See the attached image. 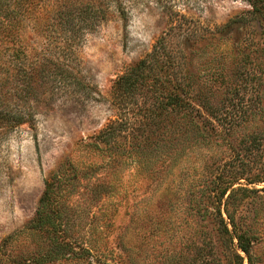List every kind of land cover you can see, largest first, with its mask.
Segmentation results:
<instances>
[{"label": "rangeland", "instance_id": "374dc122", "mask_svg": "<svg viewBox=\"0 0 264 264\" xmlns=\"http://www.w3.org/2000/svg\"><path fill=\"white\" fill-rule=\"evenodd\" d=\"M95 1L109 7L108 20L72 41L74 72L85 89L59 91L39 108L34 127L25 124L0 142V246L10 241L7 261L264 264V53H252L253 63L245 65L262 78L248 90L235 76H242L243 64L218 49L223 38L242 42L246 30L212 36L249 6L241 0H46L43 19L35 11L20 33L27 57L56 54V44L63 43L65 37L49 29L53 9L70 3L79 18ZM178 16L196 22L206 36L188 51L192 73H201L195 81L205 82L213 64H225L230 83L238 86V92L222 87L215 98L199 99L229 118L226 125L239 119L237 127L231 135L217 134V123L203 111V118L147 123L124 129L113 144L101 143L98 136L120 117L114 82ZM219 124L222 130L224 122ZM230 183L248 189L230 211L251 243L250 258L238 249L233 228L221 223L220 210L228 220L217 198Z\"/></svg>", "mask_w": 264, "mask_h": 264}, {"label": "trees", "instance_id": "16d2710c", "mask_svg": "<svg viewBox=\"0 0 264 264\" xmlns=\"http://www.w3.org/2000/svg\"><path fill=\"white\" fill-rule=\"evenodd\" d=\"M241 1L245 2L249 9L214 29L212 36L215 39L217 35H229L238 28L246 30L247 37L242 42L232 44L230 40L223 38L218 49L221 51L222 48L225 49L221 53L225 54L227 59L233 62L238 60L236 65L239 62L243 64L240 70L244 69V73L242 76L237 74L235 76L239 80L242 79L245 88L251 89L252 83L255 86L258 81L262 82L258 72L255 69L251 72L250 67L245 65L250 66L253 63L252 53H264V0ZM46 3V0H0V142L25 124L34 127L39 108L53 103L59 91L72 86L74 92L85 89L84 83L74 72L73 63L76 57L73 56L72 41L78 39L79 34L82 36L86 31L96 30L109 17V7L97 1L87 6L79 18L73 16L70 3H65V6L58 10L53 9L51 14H56L49 29L65 39L63 43L56 44V54L42 51L39 57L30 59L26 54L28 48L20 43V33L28 23L33 22L32 14L35 11L38 12L37 19H43L41 12L47 8ZM117 10L121 11L119 6ZM120 17L122 20L127 19L124 11L120 13ZM205 38L193 20H188L185 16L170 17L166 30L152 50L114 82L112 99L120 117L118 116V120L101 132L98 136L99 141L110 145L117 141L118 135L124 129L132 127L138 130L143 124L169 122L175 117L185 120H191L194 116L203 118L205 116L203 111L217 123H211L214 124L212 127L217 134L225 130L224 134L231 135L239 119L236 123L232 119L226 125L225 121L229 118H223V114H219L218 109L213 108L208 101L209 98H215L222 87L227 90L234 87V91H237L238 86H233L229 81L225 64L224 67L221 64H213L211 76L205 77L202 72L205 82H196L195 76H200L201 73H195L196 75L192 73L188 51L194 50L200 40ZM22 56L27 62H21ZM238 56L241 57L240 61ZM223 60L225 61L224 58ZM258 62L260 64V61ZM206 95L207 101L199 99ZM140 100L144 102L141 104ZM252 107L254 106L247 108ZM258 109L259 112L262 111L260 106ZM222 121L224 124L221 130L219 123ZM207 123H210L208 119ZM219 191L217 201L224 205L228 220L227 223L220 210L221 223L227 231L229 227L233 228L238 249L250 258L251 243L244 234L238 232L236 216L230 211V206L237 202V194L245 193L248 189L234 188V183H230L220 187ZM27 231L28 228L23 233ZM9 243L10 241L6 240L0 246V264L14 263L8 262L4 254Z\"/></svg>", "mask_w": 264, "mask_h": 264}]
</instances>
